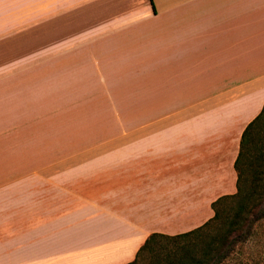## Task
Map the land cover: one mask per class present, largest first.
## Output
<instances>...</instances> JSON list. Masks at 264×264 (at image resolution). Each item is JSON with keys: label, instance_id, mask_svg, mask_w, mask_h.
Listing matches in <instances>:
<instances>
[{"label": "crops", "instance_id": "1", "mask_svg": "<svg viewBox=\"0 0 264 264\" xmlns=\"http://www.w3.org/2000/svg\"><path fill=\"white\" fill-rule=\"evenodd\" d=\"M263 107L264 0H0V264L202 225Z\"/></svg>", "mask_w": 264, "mask_h": 264}, {"label": "trees", "instance_id": "2", "mask_svg": "<svg viewBox=\"0 0 264 264\" xmlns=\"http://www.w3.org/2000/svg\"><path fill=\"white\" fill-rule=\"evenodd\" d=\"M235 168L237 191L212 202V217L189 231L151 233L127 264H264V107L243 132Z\"/></svg>", "mask_w": 264, "mask_h": 264}, {"label": "rangeland", "instance_id": "3", "mask_svg": "<svg viewBox=\"0 0 264 264\" xmlns=\"http://www.w3.org/2000/svg\"><path fill=\"white\" fill-rule=\"evenodd\" d=\"M123 111L126 113L125 110H123ZM123 111L121 109L118 111V113L116 111H114V110L112 111L111 115H109L110 117H108L107 118V121H106V123H107L106 125L108 127V131L105 132V134L103 135V137L107 136V138L109 140H116V137L115 136L117 135V133H116V124H117V122H118V125H120L121 124V121H122L123 122V124H122L123 127H129V126H131V122L128 121V120H130V117H128L126 115H124V118L121 117V114H123L122 113ZM211 210L212 211H211L210 214L209 213H205V215H204V222L207 221L210 217L213 216L214 210H213L212 207H211ZM258 248L263 249V246L252 247L251 249L253 250V252H255V250H257ZM246 251H249V250H246ZM252 258H256V254L255 253L252 254Z\"/></svg>", "mask_w": 264, "mask_h": 264}]
</instances>
